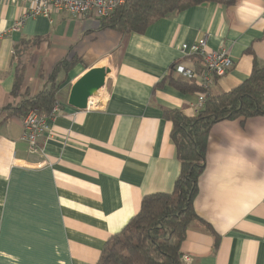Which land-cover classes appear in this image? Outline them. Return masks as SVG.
<instances>
[{"label": "crops", "instance_id": "crops-1", "mask_svg": "<svg viewBox=\"0 0 264 264\" xmlns=\"http://www.w3.org/2000/svg\"><path fill=\"white\" fill-rule=\"evenodd\" d=\"M25 6L0 0V264H95L142 197L170 192L178 175L171 122L162 109L193 115L197 94L156 84L176 60L194 67L180 47L202 37L233 59L208 93L245 81L254 60L264 62V0L189 7L141 34L66 12L28 18L15 29ZM34 38L41 40L22 57L31 94L47 86L59 61L79 60L60 73V112L48 119L38 153L20 138V118L2 121L12 99L15 46ZM105 59L116 67L89 97L90 108L68 105L71 85ZM193 206L219 242L214 248L212 234L190 224L181 245L189 264H264V116L212 125Z\"/></svg>", "mask_w": 264, "mask_h": 264}, {"label": "trees", "instance_id": "trees-1", "mask_svg": "<svg viewBox=\"0 0 264 264\" xmlns=\"http://www.w3.org/2000/svg\"><path fill=\"white\" fill-rule=\"evenodd\" d=\"M237 0H126L114 13L98 23L121 34L143 33L155 21L177 14L189 7L215 2L231 6ZM41 39L22 41L15 46L13 60L14 78L10 90L11 101L4 107L2 121L22 118L34 109L48 116L56 101L63 76L79 62L78 59L59 61L46 75V84L40 91L31 94L25 83L27 62L22 59L25 50L35 46ZM196 68L201 61L190 56ZM172 63L166 77L156 86L167 83L182 93L204 92L203 106L193 115L179 109L163 108V117L171 122L170 139L174 144L179 162V172L170 192H155L142 197L139 210L118 232L104 242L95 264H185L182 242L190 224L199 222L205 231L214 237L216 248L219 236L211 225L195 212L193 200L198 193V180L205 167V153L209 130L213 124L227 120L244 121L254 116H264V62L254 60L248 78L228 91L208 93L193 81L173 73ZM38 76H43L38 72ZM60 102V101H59Z\"/></svg>", "mask_w": 264, "mask_h": 264}, {"label": "built area", "instance_id": "built-area-1", "mask_svg": "<svg viewBox=\"0 0 264 264\" xmlns=\"http://www.w3.org/2000/svg\"><path fill=\"white\" fill-rule=\"evenodd\" d=\"M26 3L21 17L14 28L17 29L25 19L36 16H50L56 12H66L76 19H85L92 16L96 20L111 16L117 7L123 5L126 0H10ZM1 35V33H0ZM185 57L195 56L201 61V67H187L180 60L174 61L173 73L183 79L193 81L203 89L210 87L213 81L224 76L231 69L233 59L227 48L212 49L208 47L206 38L202 37L190 44H182L180 47ZM205 94H197V102L194 107L196 113L204 104ZM88 98L86 109L90 108ZM61 104L56 101L48 116L38 114L34 109L28 111L21 118L22 133L20 138L28 144L31 153L42 152L39 139L49 131L48 119H53L60 112ZM190 257L183 256L185 264L190 263Z\"/></svg>", "mask_w": 264, "mask_h": 264}, {"label": "water", "instance_id": "water-1", "mask_svg": "<svg viewBox=\"0 0 264 264\" xmlns=\"http://www.w3.org/2000/svg\"><path fill=\"white\" fill-rule=\"evenodd\" d=\"M115 67L116 63L112 59H105L89 68L71 85L67 104L78 110L86 109L88 98L104 86L105 78L115 70Z\"/></svg>", "mask_w": 264, "mask_h": 264}]
</instances>
